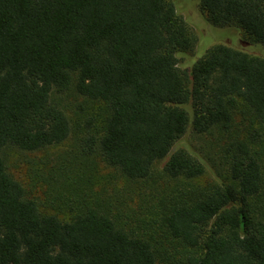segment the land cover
I'll list each match as a JSON object with an SVG mask.
<instances>
[{
    "label": "trees",
    "instance_id": "trees-1",
    "mask_svg": "<svg viewBox=\"0 0 264 264\" xmlns=\"http://www.w3.org/2000/svg\"><path fill=\"white\" fill-rule=\"evenodd\" d=\"M197 1L201 25L178 0H0V264H264V0ZM209 25L245 45L196 57ZM70 91L93 112L78 151L33 178L65 220L4 150L66 142ZM190 125L228 137L213 178Z\"/></svg>",
    "mask_w": 264,
    "mask_h": 264
},
{
    "label": "rangeland",
    "instance_id": "rangeland-1",
    "mask_svg": "<svg viewBox=\"0 0 264 264\" xmlns=\"http://www.w3.org/2000/svg\"><path fill=\"white\" fill-rule=\"evenodd\" d=\"M178 1H182L180 6V14L184 15L186 18L188 17V19L195 24L200 23L201 25V23L205 22L203 15L200 14V7L197 0ZM200 27L201 28L196 27L198 35H200L202 30L204 32L208 31L206 26ZM238 32V28L236 27L216 28L210 26L209 33L203 37V43L200 46L199 43L197 45L196 57L201 56L208 47L217 42H221V40L234 43L236 46H241V44L245 45L242 34L237 35ZM58 96L61 98L63 102L62 105L66 108V111L71 119L73 129L69 139L60 145L33 152L22 151L16 147H7L4 151L6 154L5 158L8 170L16 179L21 181L31 196L38 199L42 210L47 213L56 214L60 218L68 220L71 217L69 212H63L61 209L42 204L41 199L44 197L42 186H45V182L42 181V178L41 181L36 183L33 178L36 169H38L44 176L47 175V173L52 169L53 166H51V162L46 168L43 167L42 163L44 160H49L53 163V161L56 159V156L60 153H63V151H66L70 148H72L74 151L77 150L76 133L78 130L82 129V125L85 122L86 117H88L93 112L88 108V105L85 104L82 97L73 91ZM219 131L220 129L215 128L210 132L198 133L193 130L192 126L190 125L184 136L187 142L191 144L205 159L207 163V179L213 178L215 176V171L217 168L222 169V167L227 166V164H222L224 161L222 152H224L223 148L228 137ZM97 160L99 161V164L96 166V168L101 180L104 181L111 179L110 176L113 179V175L116 173V171L105 166L102 162H100L99 159ZM163 164V160H160L155 164L153 170L154 176H157L158 178L163 176ZM84 165H89V162ZM206 177L203 180H205ZM123 182L124 181L120 179L117 182V186H122L124 184Z\"/></svg>",
    "mask_w": 264,
    "mask_h": 264
}]
</instances>
